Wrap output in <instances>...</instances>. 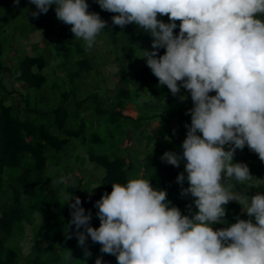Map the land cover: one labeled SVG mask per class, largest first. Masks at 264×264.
I'll return each instance as SVG.
<instances>
[{
  "label": "trees",
  "instance_id": "trees-1",
  "mask_svg": "<svg viewBox=\"0 0 264 264\" xmlns=\"http://www.w3.org/2000/svg\"><path fill=\"white\" fill-rule=\"evenodd\" d=\"M20 2L25 8L10 14L15 10L12 0H0V264H94L96 258L82 253L67 259L66 251L77 242L74 234L68 238L74 232L67 227L68 204L72 197H79L92 212L91 226L98 227L94 202L111 192V182L149 179L154 188L167 191V200L182 215L195 213V198L182 196L176 182L184 172V161L174 167L161 159L166 151L179 153L177 147L186 137L185 125L191 117L185 102L169 98L164 102L165 94L152 88L157 78L139 57L140 50H151L152 37L134 24L114 25L111 17L116 13L86 0L88 10L107 22L87 49L82 39L73 36L71 25L56 18L54 5L33 18L35 5ZM161 20L169 22L166 17ZM5 29L14 30L18 45ZM36 29L41 38L31 44L33 53L28 54L20 39ZM178 32L179 28L174 29V34ZM163 54L164 49H159L158 55ZM110 62L117 63L112 89L105 86L104 66ZM46 66L48 72L43 71ZM84 78V82L92 79L91 88L78 95V81ZM30 89H42L44 100L32 97ZM142 90L145 97L139 100ZM148 124L159 131L150 130ZM173 140L176 149L171 146ZM237 151L250 174L262 180L260 170L247 162L246 155L252 153L248 146ZM140 154L146 155L144 161L139 160ZM85 160L91 169L81 166ZM183 187H188L187 180ZM234 191L251 198L264 193V188L235 185ZM224 207L222 219L228 223L214 224L213 230L235 223L237 217L249 219L237 201ZM34 214L39 222H34ZM24 223L31 224L33 240L26 254L20 245ZM9 240L17 242L8 246ZM113 257L106 254L103 261L111 264Z\"/></svg>",
  "mask_w": 264,
  "mask_h": 264
},
{
  "label": "clouds",
  "instance_id": "clouds-1",
  "mask_svg": "<svg viewBox=\"0 0 264 264\" xmlns=\"http://www.w3.org/2000/svg\"><path fill=\"white\" fill-rule=\"evenodd\" d=\"M95 2L117 14L111 17L114 25L134 24L152 37L151 50H140L139 57L158 85H166L174 96L181 88L190 93L193 107L186 114L191 122L185 125L182 151H166L161 159L174 167L184 161L176 182L182 196L195 198L197 211L182 215L167 200L166 190L154 188L149 179L130 178L111 182V192L94 202L95 228L91 210L72 197L67 227L74 232L68 238L74 234L81 247L90 238L117 264H264V193L249 198L234 191L235 185L264 188V180L255 179L246 163L233 162L236 150L245 145L264 162V0ZM12 3L19 6L20 0ZM29 3L35 5L33 18L54 5L56 18L71 25L87 49L107 23L88 10L86 0ZM158 14H167L169 22ZM161 48L164 54L158 55ZM225 145L230 147L225 150ZM230 201L242 205L249 219L237 217L213 230L214 224L228 223L222 218ZM85 256H91L87 248ZM67 259L72 260L70 252ZM94 264H104L102 256Z\"/></svg>",
  "mask_w": 264,
  "mask_h": 264
},
{
  "label": "rangeland",
  "instance_id": "rangeland-1",
  "mask_svg": "<svg viewBox=\"0 0 264 264\" xmlns=\"http://www.w3.org/2000/svg\"><path fill=\"white\" fill-rule=\"evenodd\" d=\"M20 4H21V2H20ZM20 4H19V6H15V10H13L14 12L12 10H10V14H12V13H18V11H20L21 9H24L25 8L24 4L23 5L22 4L20 5ZM162 17L168 18L167 14H165L163 16H161L160 14H158V16H157V18L160 19V20H161ZM5 30L6 31L4 33L6 35L8 34V37L14 35L13 37L16 38V42H17L15 44L18 45L19 43L17 41V36L13 32L14 30L13 29H10V31H8V29H5ZM40 38H41V31L39 29H36V30H34L32 32H29V34H28L27 37L21 38L20 39V42L24 45V50L28 54H32L33 52H32V49H31V44L33 42H36V41L40 40ZM119 46H120V48H122L124 46V44H119ZM116 68H117V63L116 62H110V63H108V64H106L104 66V70L106 71L105 72L106 73L105 86L108 89H112L113 88L114 78H113L112 74L116 70ZM49 70H50V67L49 66H46L43 69V71H45V72L46 71L48 72ZM84 81H85V78L78 81V84L80 85L76 89L78 95H82L83 93L89 91V90H86V89H90L91 88L90 83L92 82V79L89 78V80L87 82H84ZM83 83H84V85H83ZM179 83L180 82H178V84ZM132 85H136V83H133ZM152 88L154 90H156V91H159V92H162L163 94H165V97L163 98L164 102L167 100V98H169V99H171L174 102H185L186 105H188V108L189 109H191L193 107L192 100L190 99V101H189L190 93L187 90L183 89V88H181L180 89V92H178L174 96L170 92V90L167 88L166 85H158V79L152 84ZM29 91L31 92L32 97L34 96V98L35 97L38 98V97L44 96L43 94L40 93V92L43 91L42 89L41 90H39V89H30ZM99 92L103 94L104 98H106L107 93H105V91L102 88L99 89ZM46 93L49 94V92H46ZM182 95L185 96V97H187L183 101L180 99V97ZM209 95H215V92H210ZM144 97H145V95L143 94V90H142L141 91V94L138 96V99L139 100H142ZM42 100H44V98ZM190 122H191V118H190ZM148 128H150V130H152V131H159L158 127L157 126L155 127L154 125L150 126L148 124ZM101 131H103V129ZM166 137H167V135H166ZM173 141L174 142L172 143L171 146H172L173 149H174V147L176 149V145H177L176 144V141L175 140H173ZM101 146L104 147L103 145H101ZM228 147H230V145H225V150H227ZM98 148H100V146ZM177 151L179 153L182 151V149H181L180 146L177 147ZM81 154L82 155H85L84 152H81ZM138 158H139V160L144 161L146 159V155L145 154H140L138 156ZM246 159H247V162H249L252 167L260 170V172H261V179L264 180V162H262L259 159L258 155L255 152H253V151H252V153H248L246 155ZM233 162H243L244 163V161H242V155H241V152L240 151L235 152ZM81 166L83 168L91 169V165L88 163L87 160H85L82 163ZM100 172H101V168H100ZM95 188H96V184L95 183H92V190L91 191H94ZM85 193H86V191L81 192V194H85ZM34 213H36V212H34ZM34 222H39V217L36 214H34ZM15 241L14 240H12V241L9 240V241L6 242V245H8V246L9 245H12ZM32 244H33V240H32V233H31V224L24 223V235L20 239V245H21V250H22L23 254H26L31 249ZM97 245H98V243H93L91 241V239L89 238L87 240V242H86L85 247H81V246H79L77 244V242H74V244L71 246L70 250L68 249L66 252L69 253V251H70V254H76V255H78V253L85 254V248H87V250L91 252V256L92 257L97 258L98 256H102V258L104 259L105 256H106V254L101 253L100 252V247L97 246ZM20 260L22 261L23 259L20 257ZM73 260L75 262L77 261L76 258H73ZM31 261H33V259ZM114 262L115 263L117 262L115 256L113 257V262L111 264H113ZM83 264H87V263L84 262ZM104 264H109V263H105L104 262Z\"/></svg>",
  "mask_w": 264,
  "mask_h": 264
},
{
  "label": "flooded vegetation",
  "instance_id": "flooded-vegetation-1",
  "mask_svg": "<svg viewBox=\"0 0 264 264\" xmlns=\"http://www.w3.org/2000/svg\"><path fill=\"white\" fill-rule=\"evenodd\" d=\"M254 196V195H253Z\"/></svg>",
  "mask_w": 264,
  "mask_h": 264
}]
</instances>
